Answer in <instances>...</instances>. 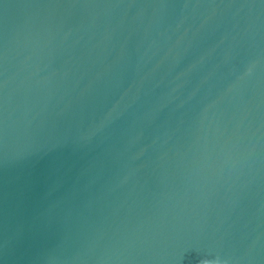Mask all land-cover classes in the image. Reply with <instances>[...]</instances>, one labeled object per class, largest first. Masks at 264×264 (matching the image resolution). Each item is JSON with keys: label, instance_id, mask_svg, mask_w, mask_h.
I'll return each mask as SVG.
<instances>
[{"label": "water", "instance_id": "95a60500", "mask_svg": "<svg viewBox=\"0 0 264 264\" xmlns=\"http://www.w3.org/2000/svg\"><path fill=\"white\" fill-rule=\"evenodd\" d=\"M0 264H264V0H0Z\"/></svg>", "mask_w": 264, "mask_h": 264}]
</instances>
